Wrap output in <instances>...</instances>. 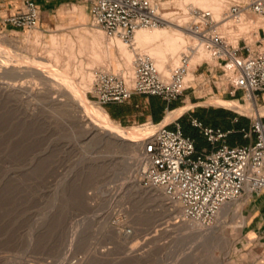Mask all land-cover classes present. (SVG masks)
I'll use <instances>...</instances> for the list:
<instances>
[{"label":"rangeland","instance_id":"374dc122","mask_svg":"<svg viewBox=\"0 0 264 264\" xmlns=\"http://www.w3.org/2000/svg\"><path fill=\"white\" fill-rule=\"evenodd\" d=\"M172 1L175 0H159V10L172 6ZM234 1L225 0L229 8ZM72 6L66 11L68 18L56 23L44 20L33 29L0 23L2 34L15 37L18 44L21 42V46L5 44L8 61L0 54V264H264V224L254 230L262 220L253 219L256 212L250 209V202L253 204L257 195L232 204L242 207L245 219L241 226L238 216L230 212L228 220L221 223L223 230L217 238L202 242H195L198 237H193L190 227L178 229L172 225L179 221L177 217H163L157 205L123 199L120 184L127 177L115 170L127 157V149L87 134L88 125L89 129L99 123V117L95 114V119L92 111L83 108L75 91L69 88V77L82 86L83 73L96 72L103 63H95L94 68L86 64L89 52L79 51L77 36L88 37L85 27L104 31L91 24L86 0H79L74 9ZM198 7L187 10L188 23H192L195 16L190 14ZM82 8L88 17L83 16ZM244 34L238 40L244 37L248 42ZM225 36L232 40L231 35ZM252 39L249 44H254L257 38ZM21 53L42 59L39 67L45 70L52 67L56 53L59 56L54 68L66 79L57 81L53 74L29 72L26 65L30 63L25 58L11 60L12 54ZM105 60L102 65L106 66L110 62ZM204 61L214 64L210 54L198 63L187 64L188 72L192 73L188 81L193 87L178 99L177 108L189 106L176 117L187 133L196 138L197 147L208 144L199 129L190 124V116L200 118L204 124L235 129L247 124L235 123V117L231 118L228 112L248 119L257 116L227 105L205 103L210 97L234 98L228 92H219L207 75H201L207 65L198 69L197 66ZM120 69L123 72L126 67L122 65ZM92 83L86 96L94 102L90 93ZM7 85L16 88L24 85L25 89L21 86L20 91H6ZM187 94L196 97L180 102ZM152 98L136 95L126 103L103 107L117 123L132 128L150 120L155 122ZM250 101L239 102L247 105ZM263 106L264 102L259 100L258 107ZM242 137L237 130L228 139ZM259 196L264 198V193ZM262 216L263 211L259 214ZM166 227L173 228L165 230ZM127 228L132 231L124 241L117 233L124 236Z\"/></svg>","mask_w":264,"mask_h":264},{"label":"built area","instance_id":"2783aa9c","mask_svg":"<svg viewBox=\"0 0 264 264\" xmlns=\"http://www.w3.org/2000/svg\"><path fill=\"white\" fill-rule=\"evenodd\" d=\"M86 1L91 24L130 48L138 29L164 23L159 0ZM247 11L264 16V0L234 1L228 15L238 19ZM194 15L201 20L193 22L194 32L214 61L198 65H207V80L242 103L252 99L258 105L264 97V27H259L260 37L254 44L242 37L234 45L217 31L218 22L210 10L197 8ZM40 22L36 0H22V7L3 18L4 25L24 29L36 28ZM188 62L186 54L171 75L164 77L149 55L136 52L131 77L119 70L98 68L90 93L93 101L104 107L126 103L136 94L157 95L169 103L193 87L192 83L184 85ZM234 119L237 121L238 116ZM189 121L208 145L198 148L196 138L184 132L178 118L165 124L162 120L154 122V132L139 140L134 178L142 187L160 188L168 203L179 210L180 222L205 228L215 223L225 204L264 193V116H249L248 125L238 129L248 142L234 145L227 140L235 128L204 124L194 116Z\"/></svg>","mask_w":264,"mask_h":264},{"label":"bare ground","instance_id":"6f19581e","mask_svg":"<svg viewBox=\"0 0 264 264\" xmlns=\"http://www.w3.org/2000/svg\"><path fill=\"white\" fill-rule=\"evenodd\" d=\"M235 1H239V0H235ZM172 2H173L172 6L165 7L161 11L159 10L164 19L163 24H165V26L144 27V28L138 29L135 33L133 48H130V46H128L125 41L121 40L118 37H109L106 35V33L99 32L97 28L85 27L84 29L88 33V37L86 38L83 35H78L77 41L79 43L77 44L79 45H77V47H79L80 52L86 51V49L89 52V54H86L87 57L89 55V58H87L86 64L88 66L90 65V67L93 66L92 68H94L95 63L96 64L101 63V62L104 63V60L108 59L110 62L109 64L105 63L106 64L105 66V65H102L103 63H101L98 66H101L100 68H105L106 70L113 69L115 71H118V70H121L120 68L122 67V65H124L126 67V70L124 69L122 73H124L126 76L131 77L134 72L135 53L141 52V53L149 55L154 60L158 69L160 70L161 74L164 77H169V75H171L170 74L171 71L175 69L174 67L176 65L182 62V58L186 54L189 55V62H188L189 66L191 65V63H198L200 60H202V58H204L205 56H208L209 51L206 45L199 39V35L194 32L193 22L196 23L197 20H199V18L194 15V12L190 15L195 16V18L192 17L193 18L192 23H188L189 17L187 16V13H188L187 10L189 8L194 9V7L196 6H199L198 7L199 9L203 8L204 10H210L212 12L214 19L217 20L218 22L217 31L219 33L224 32V36L225 34L231 35L232 40H230L229 38H227V40L229 39L230 43L231 41L233 42V44L235 43L234 45H237L238 38L241 37L242 36L241 34L243 33L247 34V36L245 37L247 38L248 43L253 41L252 39L253 36L256 38L260 37L259 27H264V16L254 14L249 11L242 13L240 18L238 19H234L230 17L228 15V12H229L228 5L229 4L227 5V2H225V0H175ZM176 12H178L180 15L174 16ZM81 13L83 14V16L85 15V17H88V14H85V11L83 10V8L81 10ZM67 40L68 39L65 37L64 41L66 44L68 43ZM8 43H11V44L15 43V45L18 46L20 45L21 42H19L18 44V39H16L15 37L12 38L8 34L6 33L2 34L0 32V54L3 55V57L1 58L7 61H8V57H7L5 44H8ZM39 44L41 43L39 42ZM63 47H65V45ZM49 48H51V50L53 51V47H49ZM33 49H37V48H33ZM52 51H49L48 49V52L51 53ZM115 52L117 53L116 56H114ZM54 54H55L54 55L55 58L59 56V55L57 56L56 53ZM49 55L52 56L53 54L51 53ZM117 56L119 57V60H116ZM14 58H18L21 60L25 58V61L27 63L28 62L30 63V65H26V66L28 67L29 72L33 74L34 73L40 74V75L53 74L56 76L57 81L58 80L62 81L66 79L65 77H61L58 74V72L55 70L56 68L55 63L57 60L55 58H54V62L52 63V67H49L48 70L40 68L39 65L42 63V59L36 58L34 56L25 57L24 54L22 53L16 54V55L12 54L11 60ZM13 65L14 64H12V66ZM17 65H14V66L19 67ZM22 66L23 65H21V67ZM15 72L17 71L15 70ZM73 72L78 73L75 70ZM94 73L95 72L83 73V78L81 81V83L83 84L82 86H79L78 83H77L78 85H76L73 78L69 77V81H70L69 88L75 91V95L78 97L83 108L85 107L89 109L90 112L92 111L93 112V113L91 112L92 116L93 115L95 116L96 114L99 117L97 118V122L99 121V123L94 124L96 122L94 120L95 121L93 122L94 125H92V127L90 126L89 129H88L89 125L88 127L86 125L87 134L90 135V137L92 135H95L96 137L99 138V140L105 141V143L106 142L108 143L110 141L111 143H115L116 146L118 145L121 147H125L127 149V154H128L127 157L123 159V162H121L120 166L115 170L116 174L117 173L124 174L127 177V180L123 181L120 184L121 190L119 191V193L122 192L123 199L124 197H126V198L136 200L137 202H140V203L151 202L152 204L157 205V207H159L157 211H159L163 215V217L176 218L179 214V210L177 208L172 207L168 203L167 197L163 194L160 188H157L154 186L145 188V187L140 186L135 181L134 174H133L134 166L138 164L139 156H140L139 140L146 136L151 135L156 128V124L153 121H149V122L143 123L144 125L135 126L132 128L123 127L122 125H120L119 123H117L115 120L112 119V117L110 116L106 108L94 102L89 101L86 96V91L90 88V85L94 80V75H95ZM191 76H192L191 72H188L185 74L184 85H188L189 83L188 80L192 78ZM7 86L8 87L6 88L4 87L6 91L8 90L9 91H12V90L20 91V88L22 85H20V88H16L14 86L10 87V85H7ZM23 87L24 85L22 86V88ZM205 103H213L216 105H227V106L233 107L240 111H246L254 115L256 114L257 116H264L263 115L264 106L258 107L256 102L252 99L249 104L244 105L236 99L226 100L220 97H213V98L210 97V99L207 100ZM188 106L189 105H185V106L176 108L175 110H168L166 112L167 114L162 118V123L163 124L170 123L171 121L175 120V118L178 117L184 110H186ZM78 108H81V107H78ZM86 114L87 113H85L84 116H86ZM95 119H96V116H95ZM87 122H90V121H87ZM234 202H229L224 205V207L222 208L220 212V215L218 216V219H217L218 223H214L211 226L200 228L197 226H193L191 224L179 222L177 220H175L173 222L174 224L172 225L176 226L178 229L190 227L193 237L194 238L198 237L195 240V242L210 241V240L212 241L215 238H217L219 233H221V231L223 230L221 223L226 222L228 220V217L231 216L229 215L230 212H233L238 216L239 220L241 221L238 225L241 226L244 223L245 215L242 212V207L241 206L233 207L232 204H234ZM175 222H179V223H175ZM172 228L173 227H166L165 230H170ZM237 232L238 233L240 232V227L237 228ZM120 233H117V236L123 239L124 241H127L129 238L127 237V234L129 233L124 232L125 234L124 236H122Z\"/></svg>","mask_w":264,"mask_h":264},{"label":"crops","instance_id":"0c3cea01","mask_svg":"<svg viewBox=\"0 0 264 264\" xmlns=\"http://www.w3.org/2000/svg\"><path fill=\"white\" fill-rule=\"evenodd\" d=\"M36 3L38 4L39 10H40L41 21L44 22V20H48L52 23H56L57 21L59 22V19L62 20L63 18H68V14L66 12L67 9H69L72 6V4H73L72 7L74 9L75 5H77L79 3V0H36ZM20 7H22V0H0V23L3 24V18L5 16H8V15L15 13ZM3 26H7V25L3 24ZM198 68L199 67L197 66V69ZM197 69H196V71H197ZM201 75H207L208 76L209 73L207 72V69H205L201 73ZM219 92H220V90H219ZM136 95H141V94H136ZM136 95H134V96H136ZM146 96H152L153 97L150 100L151 101L150 105L152 108L151 113L153 114V120L155 122L160 121L161 118L163 116H165L163 114L166 113L169 109L177 108L178 103H179L178 99L168 103L165 100H163L160 96H157V95H146ZM186 96L187 97H185L184 99H181L180 102L181 101L187 102V99H189L191 101L193 99V97H196V96H191V94H187ZM154 98H157V100ZM157 101H160V102H157ZM260 101L264 102V97L261 98ZM157 103H159V104H157ZM112 104H116V103L107 104L106 107L109 105H112ZM195 104H197V103L195 102ZM137 106H138V104H137ZM153 106H155V107H153ZM216 111L228 112L226 110H216ZM228 113H229L228 115H230L232 118V116L234 114L232 112H228ZM242 120H244L246 122V124L248 125L247 120L245 118H243ZM232 121L233 120H231V122ZM229 127L234 128L233 126H228L226 128H229ZM227 142L230 145L246 144L248 142V140L242 137L241 139H238V138L232 139V140L228 139ZM205 146H207V145H202L201 147H205ZM201 147H198V148H201ZM253 201H254L253 204H251V202H250V205H251L250 209L256 212L255 215L253 216V219L258 217V219L262 220L260 222L259 226L256 225L254 227V230H256L257 227H261V225L264 224V219H263L264 217L263 216L259 217V214L261 213V211H263V213H264V198H261L259 195H257Z\"/></svg>","mask_w":264,"mask_h":264},{"label":"trees","instance_id":"16d2710c","mask_svg":"<svg viewBox=\"0 0 264 264\" xmlns=\"http://www.w3.org/2000/svg\"><path fill=\"white\" fill-rule=\"evenodd\" d=\"M172 109V108H171ZM238 115H233V117L232 118H234V117H237ZM244 117H240V116H238V120L235 122V123H240V122H245L244 120H242ZM246 120H247V123L249 122V119L248 118H245ZM245 124H246V122H245ZM183 130H184V132L186 133V134H188L187 133V131H186V129L184 128V126H183ZM236 130H238L237 128H236Z\"/></svg>","mask_w":264,"mask_h":264}]
</instances>
